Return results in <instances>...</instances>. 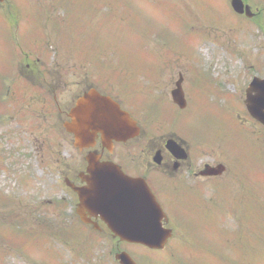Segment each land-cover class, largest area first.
Segmentation results:
<instances>
[{"label": "rangeland", "instance_id": "374dc122", "mask_svg": "<svg viewBox=\"0 0 264 264\" xmlns=\"http://www.w3.org/2000/svg\"><path fill=\"white\" fill-rule=\"evenodd\" d=\"M257 1L253 0L254 10L264 6V2ZM4 3L15 4L29 15L24 19V27L26 34L35 39L30 47L37 46L39 38H54L64 62L68 55L74 57V61L81 63V73H86L91 83L90 75L99 77L110 71L106 54L113 60L115 78L121 71L131 75L139 73L138 82L142 83L144 91L149 90L148 86L151 88L147 78L155 71L149 63L156 69L173 64V67L169 64L164 72L173 71L177 78L182 64H190L189 74L186 73L190 84L186 85V92L192 99L193 108L184 114L187 122L180 114L175 125L184 132L188 131V125V136H206L209 142L214 138L222 139L225 129L227 152L237 153V165L241 166L237 171L241 174L244 170L245 173L252 172L255 164L264 163V128L244 119L242 130L249 137L242 138L243 132L239 138V124L228 118L239 112L245 117L246 107L244 103L238 104L236 99H240L237 93L246 78L264 76V14L251 25L237 18L229 0H4L0 1V9ZM94 29L99 36L95 53L91 35ZM6 47V41L0 43V62L3 63L8 62ZM14 47L15 43L9 45V57L12 54L9 65L15 59ZM105 49L108 51L104 52ZM145 54L149 59L142 58ZM167 75L164 73L154 80L153 93L162 92L160 89ZM139 98L141 96L135 93L132 99L141 104L143 98ZM161 106L170 107L164 98ZM229 109H235V112L230 114ZM20 118L11 98L6 92H0V264H114L110 250L117 242L105 239L107 234L86 237L84 231H78L73 197L59 179L64 159L71 161V156L75 155L72 145L67 138L61 139L55 130L46 133L35 127L33 134L21 133V141L23 145L27 144L26 151L31 153L29 159L21 153H13L17 145L11 127L24 126ZM164 119H168L167 115L161 113L147 123L155 124ZM7 121L12 122L11 126ZM45 127L50 125L45 123ZM47 135L49 145L54 144L53 136L56 135L67 147L49 167L47 156L40 151L41 139L45 140ZM230 169L233 173L232 167ZM259 177L261 181L241 180L237 183V195L259 197L260 193L254 188L264 187V174ZM249 204L245 201V205ZM69 216L74 219L67 218ZM240 216L242 227L226 232L231 235L242 229L237 232V245L233 251L227 243L235 239L228 236H225L224 252L217 250L216 246L223 245V236L216 234L198 236L205 242L192 249L187 248L186 240L183 242L178 237L160 251L124 243L120 244V249L129 252L140 264H264V233L260 232L264 223L249 212ZM260 218L264 221V215ZM184 226L190 228L188 223ZM255 230L257 233L251 232ZM196 232L199 231L191 234ZM206 244L209 252L206 255L198 253ZM77 251H81L80 256ZM207 256L212 260L198 263V259Z\"/></svg>", "mask_w": 264, "mask_h": 264}, {"label": "flooded vegetation", "instance_id": "af4514ba", "mask_svg": "<svg viewBox=\"0 0 264 264\" xmlns=\"http://www.w3.org/2000/svg\"><path fill=\"white\" fill-rule=\"evenodd\" d=\"M245 3L248 2L245 0ZM257 14L259 11L256 16ZM47 56L24 53L23 57L17 59L18 71L31 83L40 85L48 92H54L59 115L58 126L71 140L73 136L66 132L65 123L72 120L69 116L71 110L89 91L97 90L103 95L111 96L123 110H129L124 102L125 94L120 91L114 93L112 85L110 87L107 81L77 83V91L72 92L69 97L65 93L68 82L64 74V64L57 58V52L50 58ZM58 92H61L59 99ZM131 115L134 117L132 113ZM134 118L141 129L139 135L128 140L112 139L104 142L103 133L98 132L91 148H76V164L71 167L68 165L62 171L66 185L84 183L83 177L87 174L85 158L89 152L95 151L101 160L115 162L127 175L144 180L165 209L168 205L182 206L189 202L195 205L199 202L204 204L209 195L210 181L217 176L214 175L217 171L209 170V167L221 164L229 166L210 153L203 142L191 141L175 129L162 126L155 127L152 132L148 131L139 118ZM233 167H237V164ZM97 223L98 228L94 224L90 225L100 233L106 232L102 222Z\"/></svg>", "mask_w": 264, "mask_h": 264}, {"label": "water", "instance_id": "95a60500", "mask_svg": "<svg viewBox=\"0 0 264 264\" xmlns=\"http://www.w3.org/2000/svg\"><path fill=\"white\" fill-rule=\"evenodd\" d=\"M254 91L259 95L249 93L248 108L253 116L264 123V81L254 85ZM82 104L88 101L83 99ZM80 102V103H81ZM105 106L104 109H99ZM95 102V112L82 121L85 126L90 118H96L98 126L112 125L111 128L122 125V119L116 106L111 102ZM126 127L132 130L134 122L126 114ZM74 131V130H73ZM76 135L80 140L77 132ZM89 187L82 194L86 206L92 207L101 214L111 230L123 240L145 244L151 248H163L171 237V230L163 227L164 213L146 184L141 180L126 176L112 163H100L96 158L90 159ZM150 205L155 227L146 229L141 224V209L145 203ZM122 264H135L131 257L123 253L119 256Z\"/></svg>", "mask_w": 264, "mask_h": 264}, {"label": "snow or ice", "instance_id": "6c2138e0", "mask_svg": "<svg viewBox=\"0 0 264 264\" xmlns=\"http://www.w3.org/2000/svg\"><path fill=\"white\" fill-rule=\"evenodd\" d=\"M141 224L146 229H152L155 227L153 222V215L150 205L145 201L141 209Z\"/></svg>", "mask_w": 264, "mask_h": 264}, {"label": "bare ground", "instance_id": "6f19581e", "mask_svg": "<svg viewBox=\"0 0 264 264\" xmlns=\"http://www.w3.org/2000/svg\"><path fill=\"white\" fill-rule=\"evenodd\" d=\"M91 104H93V101L91 100Z\"/></svg>", "mask_w": 264, "mask_h": 264}]
</instances>
